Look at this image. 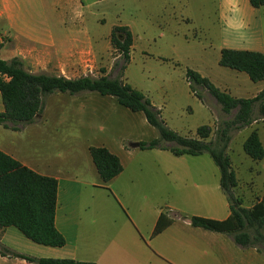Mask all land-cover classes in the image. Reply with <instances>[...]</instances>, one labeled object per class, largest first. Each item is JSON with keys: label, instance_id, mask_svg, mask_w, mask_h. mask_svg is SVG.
<instances>
[{"label": "crops", "instance_id": "0c3cea01", "mask_svg": "<svg viewBox=\"0 0 264 264\" xmlns=\"http://www.w3.org/2000/svg\"><path fill=\"white\" fill-rule=\"evenodd\" d=\"M57 1L0 0V59L19 58L24 69L33 74L66 79L116 77L110 76V52H114L110 33L114 26L128 27L133 50L135 37L131 28L114 25L109 34L97 37L84 23L76 24L64 18L55 7ZM200 1L201 10L195 19L184 18L180 3H176L179 16L173 17L176 25H190L192 33L187 30L186 38L206 37L203 40L207 42L206 48L216 56L214 70L206 67L205 72H198L233 98L256 97L264 90V80L254 83L247 74L222 67L220 59L225 49L264 55V6L253 8L248 0ZM203 1H210L212 11L206 10ZM121 107L114 98L95 92L76 95L56 92L44 98L43 111L33 123L17 131L0 125V151L37 174L57 180L54 224L64 237L65 245L56 248L36 244L15 227L0 229V243L35 258L95 264H264V256L255 248H241L223 233L193 227L189 218L165 211L182 210L178 202L167 203L162 195L169 188L181 197L177 181H181L182 176L163 166L164 151L137 152L139 147L132 145L140 141L129 144L127 149L123 139L111 129L109 133L95 130L100 120L114 121L110 128L123 125L120 119L130 115ZM3 110L0 96V113ZM214 119L215 114L213 122ZM263 127L264 120L258 119L240 131L242 145L254 130L260 138L259 129ZM90 147H105L116 155L122 172L103 183L90 156ZM184 156H174L178 159L175 162L181 164ZM233 169L238 182L234 193H237L241 189V178L238 170ZM189 171L203 176L207 170ZM171 173L174 174L168 180ZM246 174L244 183L248 185L241 190V196L235 195L242 200L243 207L250 209L264 194V180L257 187L254 179L258 172L247 169ZM201 182L203 197L190 200L213 201V181ZM254 197L256 200H252ZM225 209L222 218L211 219L226 220L230 216L228 203ZM162 214L172 222L154 235ZM0 263L28 264L18 258L2 256Z\"/></svg>", "mask_w": 264, "mask_h": 264}, {"label": "trees", "instance_id": "16d2710c", "mask_svg": "<svg viewBox=\"0 0 264 264\" xmlns=\"http://www.w3.org/2000/svg\"><path fill=\"white\" fill-rule=\"evenodd\" d=\"M253 8L264 6V0H248ZM110 43L121 58L114 64L117 76L98 78L84 76L66 79L62 76L33 74L24 69L19 58L9 61L0 59V96L4 107L0 113V125L17 131L33 123L44 108V98L52 93L76 95L95 92L112 97L132 113H142L148 125L153 127L159 139L139 142L141 150H168L174 156H200L207 153L219 170V186L229 204L230 216L223 221L192 216L193 227L223 233L241 248H255L264 255V194L250 209L242 206V200L234 193L238 182L232 167L228 148L231 132L250 126L258 119H264V90L253 98H233L220 91L211 81L198 72L187 69L186 82L194 96L206 104L203 92L208 93L220 105L223 114L231 115L216 128L201 126L196 130V138L183 137L169 129L161 118V111L151 105L148 99L126 84L124 70L130 63L133 37L126 26H114L110 33ZM2 45L0 44V48ZM222 67L243 72L254 82L264 80V55L258 52L225 49L221 53ZM258 112L259 116H256ZM164 143L171 144L167 147ZM242 149L253 161L264 158V148L258 133L252 131L242 145ZM89 153L103 183H108L122 172L119 158L105 147H90ZM57 180L37 174L17 160L0 151V229L15 227L30 241L47 247L60 248L65 245L64 237L54 224L56 210ZM172 220L162 214L154 235L159 234ZM0 256L18 258L28 264H95L94 262L71 259L35 258L14 252L0 243Z\"/></svg>", "mask_w": 264, "mask_h": 264}, {"label": "rangeland", "instance_id": "374dc122", "mask_svg": "<svg viewBox=\"0 0 264 264\" xmlns=\"http://www.w3.org/2000/svg\"><path fill=\"white\" fill-rule=\"evenodd\" d=\"M176 3H180L184 18L191 17L192 19H195V15L200 12L202 4L200 0H58L55 7L63 13L64 18L72 23H84L97 37L109 34L114 25H128L134 34L135 43L133 50L131 48L130 63L124 70L122 80L141 92L152 106L161 111V118L169 129L180 136L196 138L197 128L208 126L212 129V136L209 138L211 140L214 138L216 128L220 127L224 121L231 120L234 112L231 115L223 114L220 105L206 92L202 93L206 104L191 94L185 81L186 70L205 72L206 67L214 70V67H217L216 56L213 51L206 48L207 42H203L206 37H200L197 40V38L190 39L184 36L187 30L190 33L192 31L190 25L180 26L174 22L173 17L179 16V5ZM204 3L206 10L212 11L210 1ZM111 52L110 76L114 77L117 76L118 69L114 67V64L116 62L120 64L121 58L115 59L118 56L117 52H112V54ZM121 109L130 115L128 118L120 119V124L124 123L123 125L110 128V124L114 121L107 123L105 120H100L95 130L109 133L111 129L116 136L123 139V145L127 149L131 143L159 139L158 132L147 124L142 114H133L124 107ZM212 113L215 114L214 122ZM256 116H259L258 112ZM127 122H129L128 125ZM243 129L231 132L228 148L232 167L238 170L241 178V189L235 192L240 196L242 195L241 190L248 185L244 183L247 169L258 172L254 179L257 187L260 186L261 180H264V158L260 161H253L242 149L243 139L240 131ZM259 134L264 147V127L259 129ZM164 144L167 147L171 145ZM151 150L161 149L145 151ZM136 151L144 150L137 149ZM162 151L164 152L161 160L165 157V161L161 162L163 166L182 176V180L177 181L181 187L182 198L169 188L162 194L165 202L168 203L171 200L178 202L182 210L169 211L166 209L165 211L185 218L192 216L208 219L222 218L226 212L225 204L228 202L219 187V170L210 156L207 153L198 157L183 155L182 162L179 164L175 162L178 159L168 150ZM190 169H206L207 171L203 176H196L194 172L189 171ZM173 174L168 175V180ZM202 180L207 181L208 184L213 181V201L190 200L204 194ZM207 194L210 197V190ZM23 250L26 252L25 249Z\"/></svg>", "mask_w": 264, "mask_h": 264}, {"label": "water", "instance_id": "95a60500", "mask_svg": "<svg viewBox=\"0 0 264 264\" xmlns=\"http://www.w3.org/2000/svg\"><path fill=\"white\" fill-rule=\"evenodd\" d=\"M132 146H133V147H138V144H133Z\"/></svg>", "mask_w": 264, "mask_h": 264}]
</instances>
